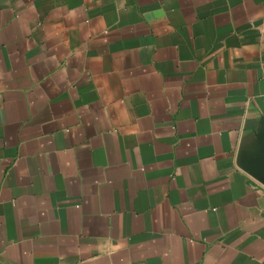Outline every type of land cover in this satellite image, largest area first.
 <instances>
[{"label":"crops","instance_id":"crops-1","mask_svg":"<svg viewBox=\"0 0 264 264\" xmlns=\"http://www.w3.org/2000/svg\"><path fill=\"white\" fill-rule=\"evenodd\" d=\"M264 0H0V264H264Z\"/></svg>","mask_w":264,"mask_h":264},{"label":"water","instance_id":"water-1","mask_svg":"<svg viewBox=\"0 0 264 264\" xmlns=\"http://www.w3.org/2000/svg\"><path fill=\"white\" fill-rule=\"evenodd\" d=\"M256 138L259 144L257 155L252 162L247 164V169L253 177L264 184V118L260 121Z\"/></svg>","mask_w":264,"mask_h":264}]
</instances>
